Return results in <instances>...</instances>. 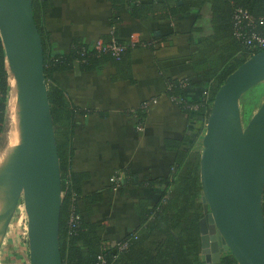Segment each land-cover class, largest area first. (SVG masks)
<instances>
[{
	"label": "crops",
	"instance_id": "0c3cea01",
	"mask_svg": "<svg viewBox=\"0 0 264 264\" xmlns=\"http://www.w3.org/2000/svg\"><path fill=\"white\" fill-rule=\"evenodd\" d=\"M183 2L50 0L46 11L45 27L56 52L68 51L75 37L98 45L113 35L125 41L134 36L146 44L131 48L119 66L104 63L85 72L76 65L57 76L78 108L71 167L83 175L80 208L108 245L142 232L146 211L169 194L162 197L174 181L167 178L181 153L203 148L206 119L185 112L167 94L169 81L190 79L194 83L186 94L197 101L206 83L192 61L200 55L204 38L213 33L211 7L191 0L196 5L172 14L176 3ZM134 7L144 8L135 13ZM153 97L158 102L143 111L140 130L134 112ZM117 171L126 175L121 187L111 181ZM94 194L100 199L91 201L89 195Z\"/></svg>",
	"mask_w": 264,
	"mask_h": 264
},
{
	"label": "water",
	"instance_id": "95a60500",
	"mask_svg": "<svg viewBox=\"0 0 264 264\" xmlns=\"http://www.w3.org/2000/svg\"><path fill=\"white\" fill-rule=\"evenodd\" d=\"M33 1L0 0V32L24 98L17 140L0 168V190L10 192L0 207V227H8L23 195L30 264H63V179ZM263 81L261 50L227 77L211 107L200 166L205 264H221L228 252L239 264H264V103L246 128L239 110L241 98Z\"/></svg>",
	"mask_w": 264,
	"mask_h": 264
},
{
	"label": "trees",
	"instance_id": "16d2710c",
	"mask_svg": "<svg viewBox=\"0 0 264 264\" xmlns=\"http://www.w3.org/2000/svg\"><path fill=\"white\" fill-rule=\"evenodd\" d=\"M196 3V1H194ZM191 0L183 4L176 3L171 9L172 14L186 12L196 5ZM208 2L212 12L213 33L204 38L201 53L192 61L199 78L206 79L204 93L200 100L187 97L186 89L193 86L192 80H186L188 86L183 88L178 80L175 88L167 93L169 97L178 96L185 103L178 105L185 112L199 113L206 121L209 118L214 98L227 77L260 49L250 48L234 34L233 17L237 9L247 10L254 18L251 30L264 35V0H197ZM50 0H34V19L42 37L45 57V75L48 83V93L51 111L54 118L56 139L58 144L61 173L63 179V196L60 222V250L63 264H95L100 256L105 264H205L201 260L200 220L205 216L202 204L203 189L201 185V151L191 152L190 149L181 153L174 172L167 178L173 183L164 188L163 202L155 209L146 211L142 228L136 235H129L123 241L129 243L126 250H120L114 244H106L98 233V226L87 221L83 216L80 201L81 182L83 175L72 172L73 158L72 137L75 134V116L78 108L72 102L67 91L60 85L57 76L72 71L78 65L82 71H91L107 63L117 65L125 61V56L131 50L127 49L124 58L117 59L109 52H100L95 45L85 43L75 37L71 47L66 52H56L49 43V33L45 27L46 11ZM144 7H134L135 13L143 11ZM140 9V10H139ZM146 9L144 11H147ZM116 37V36H115ZM107 44L110 38H103ZM118 40L120 44L129 42ZM168 82V83H169ZM12 79L10 63L0 32V150L7 131L9 109L11 108ZM9 106H8V98ZM187 104L199 106L198 110L187 108ZM138 123L144 119V113L139 109L134 112ZM69 182V184H67ZM170 185H172L170 187ZM75 194V205L81 213V225L77 234L69 236V216L72 207V197ZM99 195H89L91 201H96ZM264 210V201H263ZM152 218L150 219V217ZM221 264H239L231 253H224Z\"/></svg>",
	"mask_w": 264,
	"mask_h": 264
},
{
	"label": "rangeland",
	"instance_id": "374dc122",
	"mask_svg": "<svg viewBox=\"0 0 264 264\" xmlns=\"http://www.w3.org/2000/svg\"><path fill=\"white\" fill-rule=\"evenodd\" d=\"M14 70L10 67V77L15 79ZM17 84V83H16ZM11 94V109L9 111L7 131L5 134L4 142L0 150V160L9 154V142L12 136V123L15 121L14 108L15 97L14 92ZM10 96L8 98L9 106ZM264 103V81L256 85L249 92H247L239 102V110L241 114L243 127L246 128L255 114ZM3 168V166H0ZM1 174V172H0ZM0 193V206L7 202L9 197V190L1 191ZM1 206V207H2ZM3 226L0 227V264H30L31 263V246L29 242V228H28V216L25 209L24 196H21L18 207L8 225V227L2 231ZM2 231V232H1ZM224 255V254H223Z\"/></svg>",
	"mask_w": 264,
	"mask_h": 264
},
{
	"label": "built area",
	"instance_id": "2783aa9c",
	"mask_svg": "<svg viewBox=\"0 0 264 264\" xmlns=\"http://www.w3.org/2000/svg\"><path fill=\"white\" fill-rule=\"evenodd\" d=\"M254 22L253 16L247 11L243 9H237L235 11L234 17H233V28H234V34L235 36L244 41L246 45H248L250 48H257L260 50H264V35L261 33L252 31V25ZM138 45L146 46L145 43H140L134 39V36L130 39V41L126 44H120L118 43V40L112 36V39L109 43L104 44L100 43L97 45L98 51L102 52H109L111 53L114 57L117 59H120L121 57L126 54L128 48H133ZM187 79L181 80L179 82L180 86L183 88H186L188 86V82L186 81ZM168 88L169 90H172L175 88V83L169 82L168 83ZM168 90V92H169ZM170 99L175 102L176 104L180 105L185 103L182 98H179L178 96H171ZM158 99L153 97L149 100L144 101L142 106L140 107V110L146 111L147 107L149 106L150 103H157ZM187 108L191 110H198L199 106L195 104H187ZM139 129L143 130V123H139ZM125 173L117 171L114 173V175L111 177L112 183L116 187H121L125 178ZM69 184V182H67ZM66 194L65 191H63V196ZM77 200V197L75 194L72 197V207H71V212L69 216V222H68V227H69V236L77 234V231L79 230V227L81 225V213L78 210L77 206L75 205V201ZM120 250H126L129 247L128 240L127 241H121L120 243L116 244ZM95 264H105L104 257L100 256L98 259V262Z\"/></svg>",
	"mask_w": 264,
	"mask_h": 264
},
{
	"label": "bare ground",
	"instance_id": "6f19581e",
	"mask_svg": "<svg viewBox=\"0 0 264 264\" xmlns=\"http://www.w3.org/2000/svg\"><path fill=\"white\" fill-rule=\"evenodd\" d=\"M13 75V74H12ZM15 75V73H14ZM13 75V77H14ZM13 83H12V90L14 92V97H15V108H14V117H15V121L12 123V136L11 138L9 139L10 142H9V150L11 147H13V144H15V140H17V134H16V127H17V122H18V117L21 113V110H22V107H23V104H24V98L23 96L21 95V91H20V88L18 87V85L16 84V80L13 78L12 79ZM11 109V108H10ZM8 150V151H9ZM6 153H3V158H7L5 156ZM8 156V155H7ZM4 165V159L0 160V166H3ZM1 168V167H0ZM1 191H6V190H0V193H2ZM10 193V192H9ZM1 195V194H0ZM2 206V205H1ZM0 206V207H1Z\"/></svg>",
	"mask_w": 264,
	"mask_h": 264
}]
</instances>
